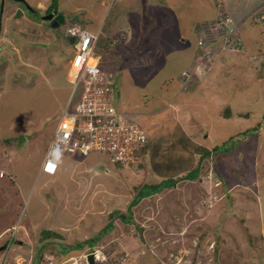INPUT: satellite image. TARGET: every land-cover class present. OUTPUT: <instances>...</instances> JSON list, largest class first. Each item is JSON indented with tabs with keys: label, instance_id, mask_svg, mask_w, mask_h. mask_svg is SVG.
<instances>
[{
	"label": "rangeland",
	"instance_id": "rangeland-1",
	"mask_svg": "<svg viewBox=\"0 0 264 264\" xmlns=\"http://www.w3.org/2000/svg\"><path fill=\"white\" fill-rule=\"evenodd\" d=\"M25 1L39 4L40 18L20 1L0 0V248L8 247L0 264H70L91 253L96 264H264V22L245 21L239 47L235 39L215 52L209 39L213 56L204 57L217 0H132L133 19L119 25L126 1ZM218 1L231 11L251 3ZM57 10L65 23L55 30L43 19ZM74 19L101 31L116 103L148 131V156L127 168L75 156L56 174H40L70 94L66 32ZM200 60L202 79L194 74L181 90L182 72ZM217 146L232 148L201 159ZM197 166L196 177L183 178ZM170 177L181 181L135 205L131 222L121 218L143 185ZM103 228L94 245L63 253Z\"/></svg>",
	"mask_w": 264,
	"mask_h": 264
},
{
	"label": "built area",
	"instance_id": "built-area-1",
	"mask_svg": "<svg viewBox=\"0 0 264 264\" xmlns=\"http://www.w3.org/2000/svg\"><path fill=\"white\" fill-rule=\"evenodd\" d=\"M216 24L218 27L209 26L212 36H207L200 44L204 57L213 56H209L213 52L209 39H214L215 52L228 49L235 39L237 47L240 46L238 25L230 14L221 12ZM66 34L72 41L67 77L70 94L48 144L41 170L55 174L63 159L75 156L103 155L123 168L141 162L140 151L148 142V135L134 116L116 103V77L102 65L101 31L94 34L73 25ZM207 48L208 53H205ZM201 60L193 72H197ZM185 74L190 77L193 73ZM66 262L89 264L88 256L70 258Z\"/></svg>",
	"mask_w": 264,
	"mask_h": 264
},
{
	"label": "trees",
	"instance_id": "trees-1",
	"mask_svg": "<svg viewBox=\"0 0 264 264\" xmlns=\"http://www.w3.org/2000/svg\"><path fill=\"white\" fill-rule=\"evenodd\" d=\"M16 1H19V0H16ZM21 2V1H20ZM23 2H24V0H23ZM54 2H55V0H54ZM25 4H27L30 8H31V10L32 11H35L36 13H38L37 15L36 14H34L31 10H29V9H27V7H26V9L29 11V13L33 16V17H37V18H40V15H42L39 11H40V9L38 8V6L35 8V7H32V6H30L28 3H26V1L24 2ZM47 14L45 15V17H49L50 15H52L53 14V17H56L57 15H59L58 13V10H57V12L55 11V12H46ZM61 14V13H60ZM64 17H65V15H64ZM43 20H45V19H43ZM50 21L51 20H48V19H46V22H48L49 24H50ZM64 23H65V21H64ZM80 22H79V20H72V25H76V26H79V27H81V28H84V29H86L85 28V26H83L82 24H79ZM105 30V32H106V34L108 33V31H109V28H106V29H104ZM0 31H1V22H0ZM67 33V32H66ZM67 35V34H66ZM102 35V34H101ZM240 35L241 34H238V38L240 39ZM64 37H65V35H63ZM66 40H68V42H69V44H71L72 43V41H70L68 38H67V36H66ZM255 129H257V128H255ZM251 130H253V129H250V132H252ZM149 144H148V142L144 145V147L141 149L142 151H140V154L142 155V157H144V158H146L147 156H148V151H149ZM232 147H233V145H232ZM231 147V148H232ZM224 148V149H223ZM231 148H228V147H219V146H217V147H214L213 148V151H209V150H204V153H202V155H201V159L204 157V158H206L207 156H210V155H212L213 153L212 152H215V153H217V152H227L228 150H230ZM119 166V165H118ZM199 172H200V167L199 166H197L193 171H190V172H188L187 174H185L184 175V177L183 178H187V179H192V178H194V177H196V175H198L199 174ZM192 174H193V177L192 178H190L191 176H192ZM181 181V178H174V177H170V178H167V179H164V180H161L159 183H157V184H154V185H143L142 187H141V189L139 190V192L137 193V195H136V198L134 199V201H133V203H132V205L131 206H129L128 207V209H129V213H130V216L127 218V217H125L124 215H122L121 216V218H123L124 219V221L125 222H127V223H129V222H131V219H130V217L132 216V208L135 206V205H137L138 203H140L143 199H145V198H148V197H151V196H153V195H156V194H159L160 192H162L163 190H165V189H167V188H173L174 186H176L179 182ZM109 228L110 229H113V225H112V223H109ZM109 231V229L108 228H103L98 234H97V236L96 237H94V238H91V239H88L87 241H84V242H79V243H77L76 245H73L72 247H69V248H67V247H64V251H63V253L64 254H68L70 251H72V250H82L83 248H84V246L86 245V244H90L91 246L92 245H94L100 238H102V236L104 235V234H106L107 232ZM39 255H40V258H42V254H41V252H39ZM59 262H57V263H63V260H58ZM41 260H40V264H41ZM33 264H37V263H33Z\"/></svg>",
	"mask_w": 264,
	"mask_h": 264
},
{
	"label": "clouds",
	"instance_id": "clouds-1",
	"mask_svg": "<svg viewBox=\"0 0 264 264\" xmlns=\"http://www.w3.org/2000/svg\"><path fill=\"white\" fill-rule=\"evenodd\" d=\"M259 1V3L256 5V8L249 14V16H248V18H251V19H253V24H257V23H263L264 22V13L263 14H261V15H258V13H259V11H261V10H263L264 11V0H258ZM217 3H218V6H220V12H219V15H218V17L217 18H219V16H220V14H221V12H224V13H226L227 11L224 9V5H223V3H221V4H219V1L217 0ZM260 9V10H259ZM257 10H259V11H257ZM228 14H230L229 12H227ZM231 15V14H230ZM231 17L233 18V21L238 25V34H240V30H241V25L243 24V22H242V20L241 21H239V20H237L235 17H233V15H231ZM51 25V24H50ZM59 29V28H58ZM56 30V29H55ZM69 39V38H68ZM70 40V39H69ZM71 41V40H70ZM71 45H72V43H71ZM201 47V46H200ZM202 48V47H201ZM72 50V49H71ZM71 54H72V52H71ZM201 57V55L199 56V58ZM70 59V58H69ZM68 64H69V62H68ZM69 66V65H68ZM185 73H190L191 74V72H188L187 70H184L183 72H182V75H181V77L184 79V81H183V83H181V90L183 89V90H185V88L186 87H188V86H191V84H190V80H191V78L193 77V75L194 74H196L197 75V78H198V81L199 80H201L202 79V77H203V75H202V73L201 72H193L192 71V73L193 74H191L190 75V77H187V75L185 74ZM196 81H194V83H195ZM117 83V82H116ZM118 96L120 97V92L118 91ZM69 98V97H68ZM170 102V101H169ZM67 103V102H66ZM66 103H65V105H66ZM171 103H173V102H171ZM65 107V106H64ZM64 107L62 108V110H61V112H60V115H61V113H62V111H63V109H64ZM58 120L59 119H57V123H58ZM137 121V120H136ZM138 122V121H137ZM139 123V122H138ZM140 124V123H139ZM141 125V124H140ZM142 126V125H141ZM143 128H144V126H142ZM145 130H146V128H144ZM55 130V129H54ZM146 132H147V135H148V131L146 130ZM53 135V134H52ZM52 137V136H51ZM51 139V138H50ZM148 140H149V135H148ZM50 142V141H49ZM49 144V143H48ZM47 148H48V146H47ZM46 152H47V150H46ZM46 152H45V154H46ZM45 154H44V157H45ZM44 157H43V159H42V162H41V165H40V168H39V173L40 174H42V173H44V174H48V173H45V172H43L42 170H41V167H42V163H43V160H44ZM142 159H145L144 157H142ZM62 162V161H61ZM61 162H60V165H59V169H60V166H61ZM140 163V162H139ZM120 167V166H119ZM123 168V167H122ZM59 169H58V171H59ZM58 171H56V172H58ZM56 174V173H55ZM48 175H54V174H48ZM8 247H6L4 250H6Z\"/></svg>",
	"mask_w": 264,
	"mask_h": 264
},
{
	"label": "crops",
	"instance_id": "crops-1",
	"mask_svg": "<svg viewBox=\"0 0 264 264\" xmlns=\"http://www.w3.org/2000/svg\"><path fill=\"white\" fill-rule=\"evenodd\" d=\"M123 1H126V3H124V4H122V2ZM130 1H132V0H129V2H127V0H122L121 1V6H120V8L119 9H121V10H117V12H116V17H115V19H118V25L121 23V22H123L124 21V19H133V17L129 14V12H131V11H133L134 9H130V10H128L127 9V7H129L130 6ZM251 1V3L249 2V6L247 5V3L245 4V3H243V7H241V8H239V10H237V9H234V8H232V10L233 11H231L230 10V8H229V6H226V3L224 2L223 3V1H222V3H223V5H224V9L227 11V12H229L231 15H233V17H235L237 20H239V21H241L242 20V22L244 23L245 21H247L248 19H251V18H248V16H249V14L256 8V5L259 3V1L258 0H250ZM135 2V1H134ZM155 4H157V3H154V5ZM136 6H138V5H135V6H133V7H136ZM38 7H39V4H38ZM235 7H237V6H235ZM140 8H141V5H140ZM260 10V9H259ZM259 10H257V11H259ZM264 13V11L263 10H261V11H259V13H258V15H261V14H263ZM253 20V19H252ZM121 21V22H120ZM258 24V23H257ZM252 25V24H251ZM253 25H255V24H253ZM67 42H68V40H67ZM69 43V42H68ZM242 78H246V76L245 77H242ZM241 78V79H242ZM41 165V164H40ZM5 233H4V231L2 232V234H1V236H0V239L2 238V236L4 235ZM1 247H3L2 245H1ZM7 247V245H5V248ZM1 249V248H0ZM5 251V250H4Z\"/></svg>",
	"mask_w": 264,
	"mask_h": 264
},
{
	"label": "water",
	"instance_id": "water-1",
	"mask_svg": "<svg viewBox=\"0 0 264 264\" xmlns=\"http://www.w3.org/2000/svg\"><path fill=\"white\" fill-rule=\"evenodd\" d=\"M19 1H21L23 4H25L23 2V0H19ZM25 5H26L27 9L31 10V8L27 4H25ZM32 12L34 13L35 11H32ZM34 14L37 15L38 13L35 12ZM44 19L51 20L50 21V24H51V26L54 29H58L64 23V21H65V17H64L63 14H59L56 17H53V14H52L49 17H45ZM4 249H5V247H2L0 249V251H3ZM88 262H89V264H96L97 261L95 259V254L94 253H91V254L88 255Z\"/></svg>",
	"mask_w": 264,
	"mask_h": 264
},
{
	"label": "bare ground",
	"instance_id": "bare-ground-1",
	"mask_svg": "<svg viewBox=\"0 0 264 264\" xmlns=\"http://www.w3.org/2000/svg\"><path fill=\"white\" fill-rule=\"evenodd\" d=\"M208 6V5H207ZM99 256H97V258H98Z\"/></svg>",
	"mask_w": 264,
	"mask_h": 264
}]
</instances>
